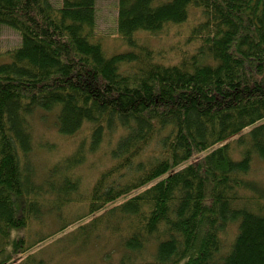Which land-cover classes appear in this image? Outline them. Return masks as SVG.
I'll list each match as a JSON object with an SVG mask.
<instances>
[{"label": "trees", "instance_id": "16d2710c", "mask_svg": "<svg viewBox=\"0 0 264 264\" xmlns=\"http://www.w3.org/2000/svg\"><path fill=\"white\" fill-rule=\"evenodd\" d=\"M117 4L126 48L109 53L97 0H0V264L47 237L21 232L46 214L62 220L54 232L82 219L83 250L110 230L122 254L109 264H264V186L249 176L264 160V0ZM3 25L21 35L6 52ZM174 26L167 58L154 39ZM39 108L57 109L64 135L86 130L41 178ZM113 137L112 163L87 191L82 175L81 196L75 168Z\"/></svg>", "mask_w": 264, "mask_h": 264}, {"label": "rangeland", "instance_id": "374dc122", "mask_svg": "<svg viewBox=\"0 0 264 264\" xmlns=\"http://www.w3.org/2000/svg\"><path fill=\"white\" fill-rule=\"evenodd\" d=\"M60 4V0H52ZM98 18L97 26L94 32L95 36L104 40V48L107 52L123 50L126 46L121 42L117 30V0H97ZM178 26L170 28L165 35H159L154 39V43L159 49L166 52L168 57H175L182 37L177 34ZM149 36V35H147ZM145 35V37H147ZM21 42V35L13 28L4 25L1 37V48L4 52L18 46ZM160 50V51H161ZM4 57V56H3ZM57 109L44 110L37 109L30 117L31 131L33 135V151L31 153L37 178L47 174L50 166L62 159L70 156L79 145L82 147V137L86 134L85 127L80 129L74 135H64L57 128L56 117ZM247 128L246 130H248ZM234 137L233 139H235ZM104 141L98 151L88 155L86 162L75 168L73 175L80 176L81 184L79 193L82 196V175L83 189L88 188L97 180L105 166L112 163L108 154L110 146L115 142ZM202 154V153H201ZM199 154H197V157ZM76 171V172H75ZM250 178H255L264 186V160L255 158L252 163ZM133 191L131 194L138 192ZM123 199V198H122ZM120 199V201L122 200ZM119 201V202H120ZM82 206V205H81ZM80 205H74L64 219L70 220L76 215L82 213ZM91 215L83 220L90 219ZM43 216L39 219H42ZM63 219V220H64ZM71 221V220H70ZM60 221L53 215L46 214L43 220H33L31 227L22 230L30 240L39 239L47 236L41 242H38L27 252H16L7 264H26L30 261L32 264H109L117 263L120 260L122 250L119 239L110 233V230L103 229L98 240L90 242L91 245L85 250L82 249V227L78 229L82 219L69 225L62 232H54L58 229ZM235 227L233 226V235ZM25 232V233H24ZM31 232V233H30ZM54 234H51L53 233ZM30 233V234H29ZM230 236V237H231ZM30 254V257H28ZM108 255V257H106Z\"/></svg>", "mask_w": 264, "mask_h": 264}, {"label": "bare ground", "instance_id": "6f19581e", "mask_svg": "<svg viewBox=\"0 0 264 264\" xmlns=\"http://www.w3.org/2000/svg\"><path fill=\"white\" fill-rule=\"evenodd\" d=\"M4 26V25H3ZM3 26L1 27V37H2V30H3ZM12 28V27H11ZM14 30H16L15 28H13ZM18 32V30H16ZM20 34V33H19ZM4 56V57H3ZM0 60L6 61L7 60V56L5 54H1L0 55ZM57 117V116H56ZM56 122H58L57 118H56ZM58 128V127H57ZM22 236V235H19Z\"/></svg>", "mask_w": 264, "mask_h": 264}]
</instances>
